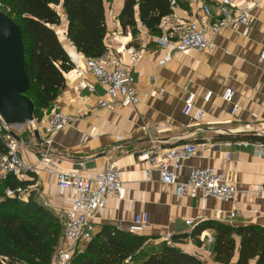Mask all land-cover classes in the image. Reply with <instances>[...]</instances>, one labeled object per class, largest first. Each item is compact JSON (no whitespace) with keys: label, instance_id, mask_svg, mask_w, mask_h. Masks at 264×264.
Instances as JSON below:
<instances>
[{"label":"crops","instance_id":"obj_1","mask_svg":"<svg viewBox=\"0 0 264 264\" xmlns=\"http://www.w3.org/2000/svg\"><path fill=\"white\" fill-rule=\"evenodd\" d=\"M204 1L213 8L220 2ZM122 3L123 0L118 3L115 17ZM106 5L104 2L107 28L104 45L113 37L108 54L134 75L139 102L135 106L117 102L111 107L100 106V101L110 98L90 72H85L82 79L92 91L76 89L80 78H69L68 71L75 66L83 67L87 56L68 41L67 22L62 16L61 42L73 65L63 72L65 88L55 101L72 119L51 136L50 150L59 157L55 167L85 178H93L110 163L119 167L122 192L109 196L105 206L92 217L93 235L103 224L127 230L135 214L146 212L149 221L140 234L157 238L149 242L171 241L176 234L180 238L174 242L176 246L199 256L204 264H221L213 260L212 242L207 241L213 229L203 230L198 238L191 236L197 224L213 219L229 225H264V143L223 137L264 134V58L260 57L264 49V1L239 0V8L249 9L248 25L232 21L213 37L208 50L173 53L167 61L166 51L155 43L157 33L150 32L137 17L138 33L133 36L129 30L123 32L117 19L115 23L110 21ZM172 14L199 21L202 11L196 1L177 0ZM130 46L142 50L135 64L126 52ZM185 85L195 92L194 108L189 115L183 112ZM227 86L233 90L231 103L221 98ZM208 91L212 93L206 101L204 95ZM198 108L203 110V116L197 122L193 116ZM14 136L21 160L34 168L20 178L26 182L23 200L32 197L61 221L66 213L78 214L72 205L75 191L59 187L54 175L39 161L44 146L41 131L37 137L28 130L18 131ZM225 140L249 144L226 147L222 144ZM186 143L205 146L182 160L178 179L185 181L194 168L211 167L235 187L231 199L177 195L172 185L160 180L156 170L146 179L147 163L138 157L141 153L153 146L168 148ZM186 220H193L194 225H187ZM235 259L236 255L229 264H234Z\"/></svg>","mask_w":264,"mask_h":264},{"label":"trees","instance_id":"obj_2","mask_svg":"<svg viewBox=\"0 0 264 264\" xmlns=\"http://www.w3.org/2000/svg\"><path fill=\"white\" fill-rule=\"evenodd\" d=\"M111 0H0V10L18 26L24 44V68L30 86L24 93L34 104L33 116L41 117L65 88L63 72L73 63L56 27L67 22L66 37L76 51L89 57L105 53L107 32L104 2ZM177 1V0H176ZM59 6L61 12L56 7ZM172 13L170 0H123L116 17L122 31L138 33L137 19L150 32L159 33L162 16ZM264 143V134L223 135ZM6 139L0 135V153L6 151ZM14 175L0 179V264H48L63 241L62 221L32 197L27 200L5 195L6 188L24 186ZM213 229L211 254L215 262L264 264V225H229L209 219L191 232L198 238L205 229ZM185 237V236H183ZM131 233L112 224H103L81 251H75L70 264H204L203 260L171 241Z\"/></svg>","mask_w":264,"mask_h":264},{"label":"built area","instance_id":"obj_3","mask_svg":"<svg viewBox=\"0 0 264 264\" xmlns=\"http://www.w3.org/2000/svg\"><path fill=\"white\" fill-rule=\"evenodd\" d=\"M200 4L202 11L199 21L194 19H181L172 13L161 17L158 29L159 34L155 37V43L166 51L164 60L170 59L173 53L188 52L189 50H208L213 45V37L227 24L232 21H238L241 24L248 25L250 20L249 9L244 6L239 8V0H220L213 8L204 0H192ZM264 1V0H263ZM171 6L176 4V0H170ZM112 38L105 43V53L100 57L85 58L84 66H75L69 73V78L79 79L75 85L76 89H88L92 91L82 78L85 72H90L104 86L106 94L110 100L100 101V106L111 107L115 102L124 106H135L138 102L137 89L135 86V77L120 61L108 54L111 48ZM130 62L135 64L142 56V50L132 46L126 48ZM264 58V49L260 54ZM186 92L184 98L185 115H189L194 108L195 92L189 90L188 86H183ZM211 91L204 95V100L208 101ZM221 98L232 102L233 90L231 87H225ZM236 107L233 106L231 112L234 113ZM203 116V110L198 108L193 116L194 121H200ZM71 115L61 111L60 105L54 101L47 110H44L41 117L33 116L31 120L22 124H6L0 116V135L6 139V151L0 153V179L8 175H14L19 179L25 173L34 171L30 164H25L18 152L17 141L14 134L18 131L28 130L32 135L33 131H41L43 134V149L40 156V162L46 166V170L54 175L56 183L61 188H69L75 191L72 198V205L79 212L74 215L66 213L63 220V241L57 247L53 257L48 264H70L72 255L75 251H81L83 246L93 237L92 217L101 210L109 196H118L122 192V181L120 179V169L115 163H110L107 168L93 178L80 177L71 170H61L55 167L59 157L50 150L51 136L61 130L70 120ZM222 144L230 147L232 144L238 146H247L249 141L225 140ZM218 145V144H217ZM205 144L186 143L168 148L153 146L141 153L138 157L147 163L145 170L146 179H150L152 170L159 173L160 180L163 183L172 185L177 195L200 194L202 196H212L221 200L231 199L236 189L211 167L194 168L190 171L185 181L178 179L177 170L183 159L194 154L199 147ZM264 149V144L262 145ZM79 164H82L79 163ZM5 195L8 197L17 196L23 199L25 192L23 186L16 188H6ZM46 205V204H45ZM233 215V212L229 214ZM149 221V214L146 212L137 213L133 216L127 230L131 233L140 234ZM187 225H194L193 220H186ZM167 239L170 235L166 236ZM207 241L213 242L214 236L209 235Z\"/></svg>","mask_w":264,"mask_h":264},{"label":"water","instance_id":"obj_4","mask_svg":"<svg viewBox=\"0 0 264 264\" xmlns=\"http://www.w3.org/2000/svg\"><path fill=\"white\" fill-rule=\"evenodd\" d=\"M24 64V44L19 28L0 10V116L9 125L33 118L34 104L24 95L30 86ZM33 134L37 137L38 131L34 130Z\"/></svg>","mask_w":264,"mask_h":264},{"label":"rangeland","instance_id":"obj_5","mask_svg":"<svg viewBox=\"0 0 264 264\" xmlns=\"http://www.w3.org/2000/svg\"><path fill=\"white\" fill-rule=\"evenodd\" d=\"M121 0H111L110 2H107V9L109 10V19L110 21H112L113 23H115V20H116V10H117V7H118V3L120 2ZM56 9L61 12V9L59 6L56 7ZM56 32L57 34L59 35L60 37V40H63L62 37H61V26H58L56 27Z\"/></svg>","mask_w":264,"mask_h":264}]
</instances>
